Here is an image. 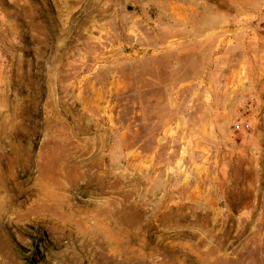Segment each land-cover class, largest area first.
I'll list each match as a JSON object with an SVG mask.
<instances>
[{"label":"crops","instance_id":"1","mask_svg":"<svg viewBox=\"0 0 264 264\" xmlns=\"http://www.w3.org/2000/svg\"><path fill=\"white\" fill-rule=\"evenodd\" d=\"M228 1L202 73L182 84L190 85V107L180 109L176 92L163 112L162 95L141 93V86H161L162 79L138 81L134 100L127 93L132 81L115 79L111 61L151 50L159 19L154 10L188 24L190 4L130 0L132 9L118 20L110 4L100 16L98 0L85 15L80 0H0V131L41 124L46 134H84L98 149L108 144L123 152L128 180L145 182L140 193L155 200L157 215L186 218L185 226L171 228L199 232L208 246L243 245L249 241L244 232H251L258 245L264 230V11L253 2ZM136 41L145 47H133ZM248 96L254 98L244 116L249 129L237 136L231 120Z\"/></svg>","mask_w":264,"mask_h":264},{"label":"rangeland","instance_id":"2","mask_svg":"<svg viewBox=\"0 0 264 264\" xmlns=\"http://www.w3.org/2000/svg\"><path fill=\"white\" fill-rule=\"evenodd\" d=\"M80 1L85 15L91 0ZM179 1L190 4L188 24L154 10L159 19L156 39L149 45L156 58L149 47L143 57L129 60L121 55L111 61L115 79L132 81L127 93L134 100L140 95L138 81L162 79L161 86H141V93L162 95L163 112L171 109L176 92L180 109L190 107V85L182 84L202 73L221 24V7L230 4L228 0ZM241 1L253 2L264 11V0ZM109 4L110 16L118 20L132 9L130 0H98L100 16L108 12ZM138 44L144 46L136 41L133 47ZM101 75L106 77V72ZM6 130V134L0 131V264H118L124 257L129 264H264V230L259 232L263 241L258 245L250 241L251 232H244L249 241L243 245L215 241L208 246L197 239L199 232L171 228V223L185 226L186 218L156 214L155 200L140 193L145 182L138 176L130 181L123 173L121 150L108 144L94 148L84 134L64 138L46 134L41 124ZM31 180L50 191L47 205L41 204V197L35 201L39 185L29 189ZM119 241L127 247L123 256L114 250Z\"/></svg>","mask_w":264,"mask_h":264},{"label":"built area","instance_id":"3","mask_svg":"<svg viewBox=\"0 0 264 264\" xmlns=\"http://www.w3.org/2000/svg\"><path fill=\"white\" fill-rule=\"evenodd\" d=\"M261 29L264 30V26L261 25ZM253 104V96H248L243 101L241 109L231 120V127L233 129L234 134H236L237 136L243 135L249 129L248 123L244 121V116L252 110Z\"/></svg>","mask_w":264,"mask_h":264},{"label":"bare ground","instance_id":"4","mask_svg":"<svg viewBox=\"0 0 264 264\" xmlns=\"http://www.w3.org/2000/svg\"><path fill=\"white\" fill-rule=\"evenodd\" d=\"M123 47V46H122ZM124 53V52H123ZM51 181V180H50ZM31 184L29 186V189H31L34 185H39V188L37 189L36 191V197H35V201L37 200V197H41L42 199V202L41 204L42 205H47L46 204V199L48 198V195H51L50 194V191L48 189H46V186L43 184V183H37V181H33L31 180L30 181ZM47 185V184H46ZM54 185V184H53ZM55 186V185H54ZM58 186V185H57ZM52 187V186H51ZM57 190V189H55ZM62 190V189H61ZM54 195V194H53ZM60 197V196H59ZM61 198V197H60ZM2 200H3V197L0 195V204L2 203ZM33 203V201H30V203ZM63 202V201H62ZM29 204V203H28ZM76 209V208H75ZM0 211H2V209L0 208ZM117 224V223H116ZM125 234V233H123ZM119 243V244H118ZM118 243H114L115 244V247H114V250L115 251H119L118 254H120V256H123V254L127 253V247L125 246V243L123 241H119ZM120 247V248H119ZM117 251V252H118ZM129 258L127 257H124L122 259L119 260L118 264H129Z\"/></svg>","mask_w":264,"mask_h":264}]
</instances>
